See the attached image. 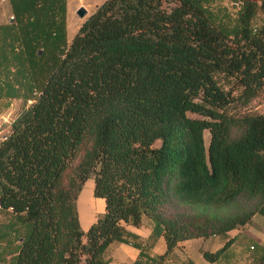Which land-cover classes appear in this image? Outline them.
<instances>
[{
	"label": "trees",
	"instance_id": "obj_1",
	"mask_svg": "<svg viewBox=\"0 0 264 264\" xmlns=\"http://www.w3.org/2000/svg\"><path fill=\"white\" fill-rule=\"evenodd\" d=\"M175 1L104 0L69 40L67 0H8L0 112L20 103L0 134V264H108L143 217L161 264L264 212V112L226 111L264 83V0ZM88 179L104 211L83 229Z\"/></svg>",
	"mask_w": 264,
	"mask_h": 264
},
{
	"label": "crops",
	"instance_id": "obj_2",
	"mask_svg": "<svg viewBox=\"0 0 264 264\" xmlns=\"http://www.w3.org/2000/svg\"><path fill=\"white\" fill-rule=\"evenodd\" d=\"M96 1L98 0H95V2ZM87 181L93 182L92 179H88ZM90 186L92 187V191L94 184ZM91 198L93 205L87 207V209L85 208L83 214L87 216H89L88 214H92V220L90 219L91 222L86 227L81 225L83 229H86L95 220L98 213L104 211V199L95 197L93 193ZM77 204L79 205L78 200ZM94 210L95 212H93ZM258 223H260V221H255V217H253L249 224L242 227L244 229H233L223 235L186 239L180 242L161 264H242L245 262L260 264L261 262L259 263L256 260V252L252 251V249L255 250L256 247L252 248L251 242L249 243L248 249L243 246L244 243H247V238H251V236L254 238L257 237L256 230L260 229ZM256 225H258V228H256ZM124 226L131 235L126 236L124 242L115 241L109 244L106 250L108 264H157L155 259L159 254L165 251L166 244L162 235L157 237L150 236L153 230V222L149 218L143 217L139 226L128 223H124ZM250 227H254L256 230ZM262 227H264V225ZM230 238H233L231 244L226 248L218 260L209 262L201 258V255L203 256V251H215L221 248ZM195 239L198 241H195ZM259 245L261 246V251H263L264 245Z\"/></svg>",
	"mask_w": 264,
	"mask_h": 264
},
{
	"label": "rangeland",
	"instance_id": "obj_3",
	"mask_svg": "<svg viewBox=\"0 0 264 264\" xmlns=\"http://www.w3.org/2000/svg\"><path fill=\"white\" fill-rule=\"evenodd\" d=\"M103 1L104 0H102V1L98 0L96 2H95V0H67V3H66V7H67L66 25H67V35H68L69 40L72 39V37L77 32V30L80 27V25L82 24V22ZM99 2H101V3H99ZM175 3H176L175 0H164V5H173ZM231 3H232V0H215V1H213L214 5L226 6L232 12L233 8L231 6ZM80 6H83L87 9V13L83 17H80L76 14V10ZM11 14H12V12L10 10L8 0H0V23L4 22V21H8L10 19L9 17L11 16ZM232 84H233L232 81L224 83V85L227 89H229L232 86ZM238 90H240V89L233 88V93L234 94L237 93ZM19 103H20V101L15 99L12 101L11 106L7 110L0 112V134L6 132L8 130V126H7L8 121L10 120V117L13 114V111L16 109V107H18ZM226 111L230 114H233V115H242L244 113H249V112H264V83L257 89V91L255 92V94L252 97H250L246 101L242 98L236 99L235 101H233L232 103H230L226 107ZM190 115L201 118V115H197V114H190ZM203 136H204L205 146L207 147L208 143H209V138H210L208 130H204ZM89 184L92 185L93 182L92 181L91 182L86 181L83 189L81 190L80 196L77 198L78 203H79L78 209H79V214H80V217H79L80 224L82 226H85V227L92 220L91 219L92 214H88L89 216L83 214V211H85V208L87 209V207L93 205L92 204V198H91L93 190L91 191L92 187ZM98 199L102 200L101 198H98ZM93 212H95V210ZM254 217H255V221L256 220L260 221V223H258V225L260 226L259 227L260 229L256 230L254 227H250V228L256 230V232H257L256 236L257 237L254 238L251 236V238H247L248 239L247 243H244L245 245L243 244V246H245L248 249L249 243L251 242L256 247L255 250H252V251L259 252L261 250V246L259 244L264 245V227H262L264 225V220H263L264 219V212L263 211L259 212V214L255 215ZM3 219H4L3 215L0 214V221ZM258 225H256V228H258ZM240 228L244 229L242 227H240ZM195 241H198V240L195 239ZM240 245H242V244H240ZM201 258L203 259L204 257L201 255ZM248 261H249V258H248ZM242 264H250V262H245Z\"/></svg>",
	"mask_w": 264,
	"mask_h": 264
},
{
	"label": "water",
	"instance_id": "obj_4",
	"mask_svg": "<svg viewBox=\"0 0 264 264\" xmlns=\"http://www.w3.org/2000/svg\"><path fill=\"white\" fill-rule=\"evenodd\" d=\"M87 13V10L85 7L83 6H80L77 10H76V14L80 17H83L84 15H86ZM41 53V50L38 51V54Z\"/></svg>",
	"mask_w": 264,
	"mask_h": 264
},
{
	"label": "built area",
	"instance_id": "obj_5",
	"mask_svg": "<svg viewBox=\"0 0 264 264\" xmlns=\"http://www.w3.org/2000/svg\"><path fill=\"white\" fill-rule=\"evenodd\" d=\"M236 4H237V3H235V5H236ZM9 18L12 19V16H10Z\"/></svg>",
	"mask_w": 264,
	"mask_h": 264
}]
</instances>
